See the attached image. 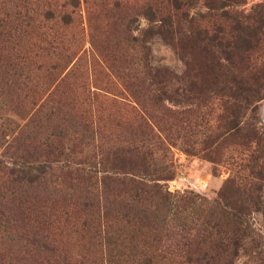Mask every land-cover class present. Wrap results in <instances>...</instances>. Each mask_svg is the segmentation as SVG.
<instances>
[{
	"label": "rangeland",
	"instance_id": "rangeland-1",
	"mask_svg": "<svg viewBox=\"0 0 264 264\" xmlns=\"http://www.w3.org/2000/svg\"><path fill=\"white\" fill-rule=\"evenodd\" d=\"M63 1L0 0V264H264V0Z\"/></svg>",
	"mask_w": 264,
	"mask_h": 264
},
{
	"label": "trees",
	"instance_id": "trees-1",
	"mask_svg": "<svg viewBox=\"0 0 264 264\" xmlns=\"http://www.w3.org/2000/svg\"><path fill=\"white\" fill-rule=\"evenodd\" d=\"M81 1L85 3L87 2V0ZM79 2L80 0H64L62 3H60V5L65 9L60 11L58 14H55L54 9L51 8L44 11L43 15L45 19L57 17L60 22L67 24L72 20L74 9L79 6ZM115 3H117V1ZM188 4L189 0H148L147 2H144V6L143 9H141L140 14L143 15V17H145L149 23H153L151 26H149L150 29L153 28L152 26L158 25L159 28L157 26L156 28H158V30L160 31L161 25H164L165 23L171 24L170 18L172 17V15L184 16L186 13L183 10L186 6H189ZM113 5L115 4L113 3ZM171 8H173V10H171ZM170 11H172V13H170ZM224 15L228 16L226 12L224 13ZM233 19L235 20V28L233 26H231V28L234 30H238L240 22L235 18ZM134 38H136V36H134ZM212 38L220 40V38H217L216 35ZM234 38L235 37L230 38L225 42L226 44H224L223 46L225 49V58L230 59L235 55L236 57L243 59L249 57L250 54L246 52V49L241 50L232 45ZM248 38L254 39V35L250 34ZM27 167L28 166L22 164L21 166H18L15 171L27 173L30 171V169H28ZM123 215L125 216L124 221L126 223L129 222L130 220L126 218V214ZM237 218H239V216H237ZM239 247L240 242L238 237H228L225 234H218L213 242L209 243L207 246L195 247L193 250H190V248L186 247V244H183L181 245L182 255L180 257H182L181 259L183 260L181 264H234V259L238 255L237 253ZM118 254L124 255L125 253L120 251ZM132 254H134V252H132ZM157 258L158 257L154 256L152 253H145L139 259V264H161L160 259Z\"/></svg>",
	"mask_w": 264,
	"mask_h": 264
}]
</instances>
